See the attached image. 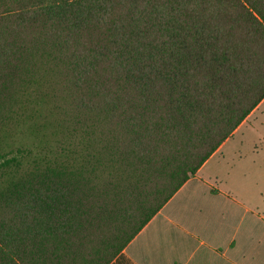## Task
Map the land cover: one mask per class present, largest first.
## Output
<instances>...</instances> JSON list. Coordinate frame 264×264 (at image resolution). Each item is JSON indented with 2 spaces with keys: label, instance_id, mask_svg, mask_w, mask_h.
<instances>
[{
  "label": "trees",
  "instance_id": "16d2710c",
  "mask_svg": "<svg viewBox=\"0 0 264 264\" xmlns=\"http://www.w3.org/2000/svg\"><path fill=\"white\" fill-rule=\"evenodd\" d=\"M264 99V0H0V264H110Z\"/></svg>",
  "mask_w": 264,
  "mask_h": 264
},
{
  "label": "crops",
  "instance_id": "0c3cea01",
  "mask_svg": "<svg viewBox=\"0 0 264 264\" xmlns=\"http://www.w3.org/2000/svg\"><path fill=\"white\" fill-rule=\"evenodd\" d=\"M208 160L110 264H264V201L250 205L202 180Z\"/></svg>",
  "mask_w": 264,
  "mask_h": 264
},
{
  "label": "rangeland",
  "instance_id": "374dc122",
  "mask_svg": "<svg viewBox=\"0 0 264 264\" xmlns=\"http://www.w3.org/2000/svg\"><path fill=\"white\" fill-rule=\"evenodd\" d=\"M201 179L239 201H264V104L246 118L223 149L212 156ZM261 215L263 212L258 211Z\"/></svg>",
  "mask_w": 264,
  "mask_h": 264
}]
</instances>
